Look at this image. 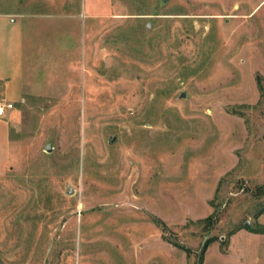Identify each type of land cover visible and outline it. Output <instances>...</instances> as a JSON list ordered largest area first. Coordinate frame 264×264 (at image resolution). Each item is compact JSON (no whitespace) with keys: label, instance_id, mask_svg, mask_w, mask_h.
Instances as JSON below:
<instances>
[{"label":"rangeland","instance_id":"obj_1","mask_svg":"<svg viewBox=\"0 0 264 264\" xmlns=\"http://www.w3.org/2000/svg\"><path fill=\"white\" fill-rule=\"evenodd\" d=\"M82 2L0 0V264H264V0Z\"/></svg>","mask_w":264,"mask_h":264},{"label":"crops","instance_id":"obj_2","mask_svg":"<svg viewBox=\"0 0 264 264\" xmlns=\"http://www.w3.org/2000/svg\"><path fill=\"white\" fill-rule=\"evenodd\" d=\"M83 13L87 17H102L107 16L111 7V0H83ZM1 34L9 36L6 42L5 49L0 50V82H4V95L6 101H18L21 97V44L22 36L15 23L4 22L0 29ZM29 30L24 27V73L26 65L30 59V49L32 43L28 44ZM39 34V33H38ZM29 38L33 42L35 36ZM2 43L3 39H0ZM5 51L4 53H1ZM8 110L7 112H9ZM11 157V142H10V123L4 117H0V171H4Z\"/></svg>","mask_w":264,"mask_h":264},{"label":"built area","instance_id":"obj_3","mask_svg":"<svg viewBox=\"0 0 264 264\" xmlns=\"http://www.w3.org/2000/svg\"><path fill=\"white\" fill-rule=\"evenodd\" d=\"M14 107L13 103H0V117H4L8 110Z\"/></svg>","mask_w":264,"mask_h":264},{"label":"water","instance_id":"obj_4","mask_svg":"<svg viewBox=\"0 0 264 264\" xmlns=\"http://www.w3.org/2000/svg\"><path fill=\"white\" fill-rule=\"evenodd\" d=\"M183 96H184V95H183ZM112 141H114V139H113ZM47 151H51V147H50V146L47 147ZM70 194H72V191H71ZM247 225L249 226V223H248Z\"/></svg>","mask_w":264,"mask_h":264},{"label":"trees","instance_id":"obj_5","mask_svg":"<svg viewBox=\"0 0 264 264\" xmlns=\"http://www.w3.org/2000/svg\"><path fill=\"white\" fill-rule=\"evenodd\" d=\"M264 210V208L262 209V211Z\"/></svg>","mask_w":264,"mask_h":264}]
</instances>
